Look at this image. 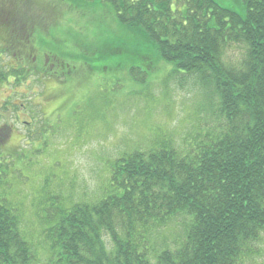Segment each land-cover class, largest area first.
I'll use <instances>...</instances> for the list:
<instances>
[{"label": "trees", "instance_id": "obj_1", "mask_svg": "<svg viewBox=\"0 0 264 264\" xmlns=\"http://www.w3.org/2000/svg\"><path fill=\"white\" fill-rule=\"evenodd\" d=\"M0 1L16 12L26 2ZM56 1L30 0L37 45L48 36L36 27L46 4L51 37L72 40L80 60L101 53L143 62L148 71L172 65L169 76L193 77L216 123L187 152L169 134L145 149L120 152L99 200L61 204L48 230L52 255L45 263L21 231L19 208L3 196L12 173L1 161L0 264H249L264 240V0ZM105 8L127 40L104 46L82 40L78 22ZM19 142L10 152L14 159ZM1 145L0 159L6 156ZM172 223L182 227L178 239L164 242L151 259L153 236Z\"/></svg>", "mask_w": 264, "mask_h": 264}, {"label": "rangeland", "instance_id": "obj_2", "mask_svg": "<svg viewBox=\"0 0 264 264\" xmlns=\"http://www.w3.org/2000/svg\"><path fill=\"white\" fill-rule=\"evenodd\" d=\"M219 1L232 4V0ZM99 14L78 22L82 40H102V46L106 40H127L122 36L127 32L106 8ZM64 16L70 19L66 11ZM104 55L81 59L82 79L71 89L77 100L39 138L20 139V158L15 159L12 175L6 177L9 183L3 196L22 213L21 231L41 263L51 259L47 234L61 204L70 208L74 203L99 200L109 188L111 161L120 152L145 149L150 140L163 134L187 152L216 123L193 77L169 76L173 71L169 64L148 71L145 63L124 55ZM181 229L172 223L155 234L148 248L150 258H155L164 242L173 245ZM105 241L110 250L107 237ZM258 248L260 255L247 263L264 264V240Z\"/></svg>", "mask_w": 264, "mask_h": 264}, {"label": "flooded vegetation", "instance_id": "obj_3", "mask_svg": "<svg viewBox=\"0 0 264 264\" xmlns=\"http://www.w3.org/2000/svg\"><path fill=\"white\" fill-rule=\"evenodd\" d=\"M32 8L30 0L16 7L17 12L0 1V32L8 30L15 36H0V144L1 151L6 152L0 162H6L10 173L15 167L14 154L10 153L17 145L14 141L43 135L70 97L77 99L76 92L70 95V90L82 78L78 46L72 48V40L51 37L46 4L36 27L47 30L48 36L37 45ZM5 157L12 161L3 160Z\"/></svg>", "mask_w": 264, "mask_h": 264}]
</instances>
